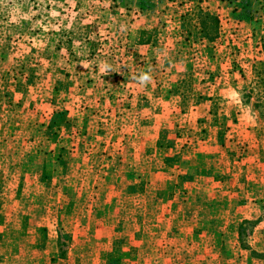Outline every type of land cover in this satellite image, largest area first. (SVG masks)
Listing matches in <instances>:
<instances>
[{
  "label": "rangeland",
  "instance_id": "374dc122",
  "mask_svg": "<svg viewBox=\"0 0 264 264\" xmlns=\"http://www.w3.org/2000/svg\"><path fill=\"white\" fill-rule=\"evenodd\" d=\"M263 46L264 0H0V264H264Z\"/></svg>",
  "mask_w": 264,
  "mask_h": 264
},
{
  "label": "crops",
  "instance_id": "0c3cea01",
  "mask_svg": "<svg viewBox=\"0 0 264 264\" xmlns=\"http://www.w3.org/2000/svg\"><path fill=\"white\" fill-rule=\"evenodd\" d=\"M58 128H60V127H58ZM157 143H159V142H157ZM26 153H28V152H26ZM0 162H1V160H0ZM25 162H26V160H25ZM39 164L40 165L37 167L38 169L35 170V172L37 174V179L42 181L43 180V162H40ZM26 173L31 175V169L29 167L27 169V172H24V174L22 175L23 179H24V176L26 175ZM11 176H12V174H10V170L8 168H4V166L0 167V184H2V181H6L7 178H10ZM21 224H23V226H26V220H23V222ZM41 232H43V230H41Z\"/></svg>",
  "mask_w": 264,
  "mask_h": 264
},
{
  "label": "trees",
  "instance_id": "16d2710c",
  "mask_svg": "<svg viewBox=\"0 0 264 264\" xmlns=\"http://www.w3.org/2000/svg\"><path fill=\"white\" fill-rule=\"evenodd\" d=\"M196 17H199V14H198V13L196 14ZM200 31H201L200 33H202L201 38L206 39V40L209 41V42L212 41V37H209V36L207 37V36H206V35H208V34H206V32L204 31V27H201V30H200ZM263 55H264V46H263ZM60 115H61V114H59V117H60ZM109 254H110V253H109ZM109 254H108V256H109ZM261 257H264V255L261 254ZM118 262H119V260H118V261H115V262H112V263H113V264H115V263L117 264ZM112 263H111V264H112Z\"/></svg>",
  "mask_w": 264,
  "mask_h": 264
},
{
  "label": "clouds",
  "instance_id": "9594fccd",
  "mask_svg": "<svg viewBox=\"0 0 264 264\" xmlns=\"http://www.w3.org/2000/svg\"><path fill=\"white\" fill-rule=\"evenodd\" d=\"M150 79L151 77L147 73L141 74V76L139 77L141 83H147Z\"/></svg>",
  "mask_w": 264,
  "mask_h": 264
}]
</instances>
